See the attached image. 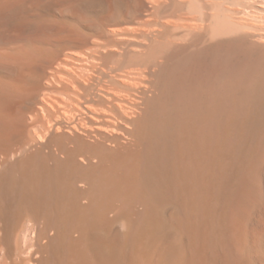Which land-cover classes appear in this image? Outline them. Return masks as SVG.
Returning a JSON list of instances; mask_svg holds the SVG:
<instances>
[{"label":"bare ground","instance_id":"obj_1","mask_svg":"<svg viewBox=\"0 0 264 264\" xmlns=\"http://www.w3.org/2000/svg\"><path fill=\"white\" fill-rule=\"evenodd\" d=\"M253 3L115 2L0 79V264H264Z\"/></svg>","mask_w":264,"mask_h":264},{"label":"rangeland","instance_id":"obj_2","mask_svg":"<svg viewBox=\"0 0 264 264\" xmlns=\"http://www.w3.org/2000/svg\"><path fill=\"white\" fill-rule=\"evenodd\" d=\"M115 2L122 3L124 6L141 8L143 18H148L149 12L153 9V0H12L11 10H8L10 5L4 8L7 5L4 0H0V73L3 75L1 77L0 74V79L17 81L19 78L28 76L36 78L42 72V64L45 60L47 61L48 56L38 57L39 55L32 54L35 57L33 58L31 49L35 47V50L42 45L53 46L55 42L73 33L69 28H73L72 26L78 23H89L90 19H95V13L101 7L108 8ZM254 2L248 11L255 16H264V0H254ZM150 28H153V32L156 33L155 26ZM29 87L26 88L27 91L25 88L22 89L23 95H28L25 97L41 98L46 93L41 86Z\"/></svg>","mask_w":264,"mask_h":264}]
</instances>
